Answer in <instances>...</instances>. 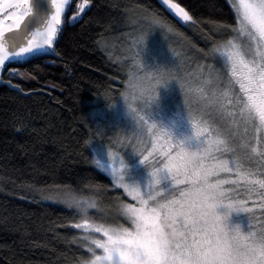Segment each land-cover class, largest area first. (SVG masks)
<instances>
[{
    "label": "trees",
    "instance_id": "trees-1",
    "mask_svg": "<svg viewBox=\"0 0 264 264\" xmlns=\"http://www.w3.org/2000/svg\"><path fill=\"white\" fill-rule=\"evenodd\" d=\"M83 2L72 0L64 15L59 56L41 53L2 73L0 264H78L89 256L87 233L73 226L81 213L63 201L65 193L94 201L102 209L90 210L94 222H126L119 208L130 200L97 168L94 152L123 151L112 141L108 119L133 71L129 41L152 30L208 61L213 47L237 35L224 26L236 25L230 0H172L192 16L188 23L160 0H90L72 21ZM10 69L23 74L10 76ZM255 218L264 223L261 210Z\"/></svg>",
    "mask_w": 264,
    "mask_h": 264
},
{
    "label": "snow or ice",
    "instance_id": "snow-or-ice-1",
    "mask_svg": "<svg viewBox=\"0 0 264 264\" xmlns=\"http://www.w3.org/2000/svg\"><path fill=\"white\" fill-rule=\"evenodd\" d=\"M69 2L50 0L54 11L43 25L28 32L26 20L33 14L32 0H0V70L41 53L59 56L55 43ZM89 2L84 0L78 6L72 21L77 20ZM163 3L184 21L193 19L179 3L172 0ZM230 3L236 25L224 26L246 36L247 46L227 39L213 47L212 56L222 60V68L211 66L206 76L201 71L196 76L199 83L191 76L182 79L171 71L167 75L161 70L147 71L133 57L139 68L138 81L132 82L130 72L125 90L135 95L139 89L150 101L162 80L177 81L189 106L187 118L193 135L174 141L171 132L148 117L133 118L134 135L143 145L138 155L151 169L152 180L143 191L125 181L123 158L108 150L113 162L119 158V167L111 169L114 184L136 201L121 202L119 208V214L130 221V227L96 223L89 218V212L102 209L94 201L63 194V201L81 213V222L73 226L83 229L87 233L83 239L89 242L85 245L89 256H82L78 264H183L186 259L191 264H264V223H250L245 233L239 225L230 229L217 211L224 205L247 213L249 221L255 219L257 209L264 214V0H230ZM152 22L164 27L154 17ZM139 40L133 41V46ZM38 48L44 51L35 52ZM224 72L228 81L221 88L219 82ZM17 74L23 73L9 70L10 76ZM192 97L195 99H189ZM192 103L201 105L199 116L194 114ZM208 110L217 113L221 123L205 119ZM192 140L197 143L195 149L186 146ZM244 161L249 162L248 166ZM253 163L255 167L251 166ZM95 165L107 171L97 159ZM165 170L175 186V193L168 197H162L157 187ZM164 211L185 224L183 237L171 245L162 243L154 231ZM93 233L102 234V238Z\"/></svg>",
    "mask_w": 264,
    "mask_h": 264
},
{
    "label": "rangeland",
    "instance_id": "rangeland-1",
    "mask_svg": "<svg viewBox=\"0 0 264 264\" xmlns=\"http://www.w3.org/2000/svg\"><path fill=\"white\" fill-rule=\"evenodd\" d=\"M160 1L163 3V0ZM71 2L72 0H70L69 5L66 6L65 13ZM165 6L182 22H189L184 21L182 17H180L174 10L170 8V6ZM82 13H79L78 18L82 15ZM0 18H2V16H0ZM140 37L141 36L129 41V46L126 47L125 52L128 54L126 56H129L131 59L135 55V59L138 60L141 65L144 64L145 70H151L163 66L164 68L161 69V71L165 73V75L171 71L182 79H188L189 76H191L193 81L199 83V81L196 80V76L201 74V71L203 75L206 76L211 66H215V68L218 70L222 68L221 59L219 60L213 58L209 59L208 61H197L192 55L186 52L183 46L177 44V41L168 37L158 38L155 36L152 30L143 35V37H147V40L143 51H141L139 45L133 46V41L139 40ZM234 39L236 42L247 46V37L240 35L239 32H237V35ZM34 51L41 53L44 51V49L38 48ZM132 70L139 71V68L135 66V61ZM2 73L3 70H0V80L2 78ZM141 75H143V72H141ZM227 81L228 76L227 73L224 72L222 79L219 82V86L221 88L225 87ZM153 95H158V98L154 103L151 104L150 108L145 109L148 119L152 122H156L158 126L169 129L172 133L174 141L185 140L186 137H191L193 135V130L191 123L187 118L189 106L185 104V94L183 91H181L177 81L172 80L167 82L166 85L159 86L158 91L155 90ZM189 99L194 100L195 98L192 97ZM138 106H140V102H138ZM191 108L194 114L199 116L201 105L198 103H192ZM204 118L208 120H215L218 124L221 123L219 115L212 110H208V114H206ZM108 122L113 133L112 141L119 147L123 148V151L120 152L118 149L113 147H97L94 152V161L95 159L99 160L100 163L104 165L105 169H107V171H102L100 168H97L109 176L113 182L111 169L113 167H119V158L116 162H113L108 156V150L110 149L114 151L118 157L121 156L123 158L125 167L122 169V172L124 174L125 181L128 183L138 184L143 191L148 186L149 181L152 180L151 169L148 165L142 163L141 157L138 155L139 150H142L143 145L140 143L139 138L134 135L135 121L128 114L127 106L125 105L124 101L118 104V106L114 109L108 119ZM145 139L147 138L145 137ZM186 146H190L191 148L195 149L197 147V143L195 140H192L191 144H186ZM114 186L118 188V186L115 184ZM157 187L158 190H161L162 197H168L175 193V186L170 175L167 173V170L164 171L161 182ZM126 195L128 196L127 193ZM128 198L130 200L128 203H136V201L132 200L130 196H128ZM217 211L218 213L223 214L225 211V206H219ZM250 223L257 225L262 222L256 218L249 221V216L245 212H232L229 215L228 227L230 229L238 224L241 227V231L246 233L249 231ZM123 224L125 226H131L130 221L127 219ZM93 234L102 238V234L100 233Z\"/></svg>",
    "mask_w": 264,
    "mask_h": 264
},
{
    "label": "clouds",
    "instance_id": "clouds-1",
    "mask_svg": "<svg viewBox=\"0 0 264 264\" xmlns=\"http://www.w3.org/2000/svg\"><path fill=\"white\" fill-rule=\"evenodd\" d=\"M146 40H147V37H143L142 39L139 40L138 45L141 48V51H143V49L146 45ZM143 66H144V64H143ZM163 68L164 67L161 66V67L151 69V70H147V71H157V70H161ZM144 69H145V67H144ZM137 74H138V71L132 72V78L131 79H132L133 83H136L138 81V75ZM167 82H169V81L162 80L160 83L157 84L156 90L158 91V87L161 85H166ZM120 96L123 98V101H124L125 105L127 106L128 114L132 118H134L137 115L148 117L146 112H145V109L150 108L151 104L154 103L158 98V95H157V96H154V98L152 100L147 101L145 99V97L140 93L139 89H137L135 95H133L130 90H125ZM138 102H140V106H138ZM160 127H162V126H160ZM167 130L169 132H171L169 129H167ZM187 138H189V137H186L185 140ZM135 185L139 186L138 184H135ZM232 212H236V211L225 207V211L223 212V214L219 213L221 215V217H223L225 219V222L227 225H228L229 215ZM237 225H235V226H237ZM184 227H185V224H184V221L182 219H178L176 216L169 214L167 211H164L163 214L159 216V218H158V220L154 226V231L157 235V238L162 243L167 244V245H171L176 240L183 237ZM234 227H232V228H234ZM239 227H240V225H239ZM240 230H241V227H240ZM183 264H191V261L186 259L183 261Z\"/></svg>",
    "mask_w": 264,
    "mask_h": 264
},
{
    "label": "water",
    "instance_id": "water-1",
    "mask_svg": "<svg viewBox=\"0 0 264 264\" xmlns=\"http://www.w3.org/2000/svg\"><path fill=\"white\" fill-rule=\"evenodd\" d=\"M33 14L26 20L27 31H34L36 28L43 25L45 20L54 11L51 7L50 0H32ZM6 23H11L7 21Z\"/></svg>",
    "mask_w": 264,
    "mask_h": 264
}]
</instances>
